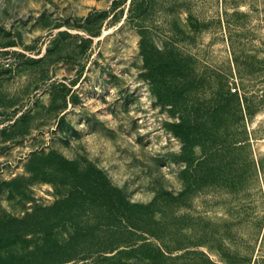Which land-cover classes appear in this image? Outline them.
Masks as SVG:
<instances>
[{"label":"rangeland","instance_id":"1","mask_svg":"<svg viewBox=\"0 0 264 264\" xmlns=\"http://www.w3.org/2000/svg\"><path fill=\"white\" fill-rule=\"evenodd\" d=\"M67 161L180 264H264V0H0V215L66 196Z\"/></svg>","mask_w":264,"mask_h":264},{"label":"trees","instance_id":"2","mask_svg":"<svg viewBox=\"0 0 264 264\" xmlns=\"http://www.w3.org/2000/svg\"><path fill=\"white\" fill-rule=\"evenodd\" d=\"M142 55L147 61L149 52ZM223 99L219 95V106ZM187 124L180 117L176 125L179 135ZM69 167L74 164L67 161L63 172L57 170L69 182L66 196L21 218L0 215V264H180V254L172 252L180 245L154 243L160 231L152 221L153 204L128 201L99 170Z\"/></svg>","mask_w":264,"mask_h":264}]
</instances>
